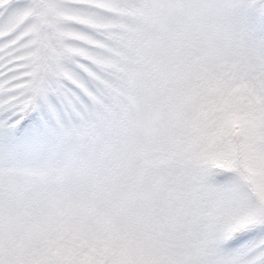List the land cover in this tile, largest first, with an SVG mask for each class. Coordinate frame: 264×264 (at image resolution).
Listing matches in <instances>:
<instances>
[{
  "label": "snow or ice",
  "instance_id": "1",
  "mask_svg": "<svg viewBox=\"0 0 264 264\" xmlns=\"http://www.w3.org/2000/svg\"><path fill=\"white\" fill-rule=\"evenodd\" d=\"M0 264H264V0H0Z\"/></svg>",
  "mask_w": 264,
  "mask_h": 264
}]
</instances>
